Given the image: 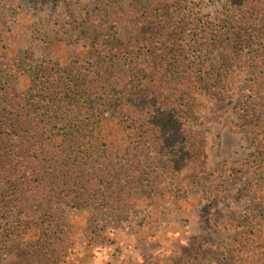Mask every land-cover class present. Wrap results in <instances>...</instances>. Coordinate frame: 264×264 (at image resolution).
Wrapping results in <instances>:
<instances>
[{
	"label": "trees",
	"instance_id": "obj_1",
	"mask_svg": "<svg viewBox=\"0 0 264 264\" xmlns=\"http://www.w3.org/2000/svg\"><path fill=\"white\" fill-rule=\"evenodd\" d=\"M218 1L206 14L204 0H89L67 14L87 60L2 57L0 259L59 264L67 208L122 215L154 202L157 171L203 162L188 116L199 96L228 91L240 67L251 176L228 252L264 264V0Z\"/></svg>",
	"mask_w": 264,
	"mask_h": 264
},
{
	"label": "rangeland",
	"instance_id": "obj_2",
	"mask_svg": "<svg viewBox=\"0 0 264 264\" xmlns=\"http://www.w3.org/2000/svg\"><path fill=\"white\" fill-rule=\"evenodd\" d=\"M88 1L0 0V61L17 51L22 59L29 52L33 61L87 60L78 37L67 34V14ZM204 1L206 14L219 10L218 0ZM231 71L230 89L219 97L199 96L197 118L187 119L201 133L203 162L185 160L173 174L157 171L153 176L159 177L158 187L149 192L155 201L129 203L132 209L122 215L67 208L59 264H239L231 262L228 249L245 206L240 191L251 176L252 148L236 109L247 73L240 67ZM25 85L23 79L18 88ZM0 264L46 262L11 257Z\"/></svg>",
	"mask_w": 264,
	"mask_h": 264
}]
</instances>
